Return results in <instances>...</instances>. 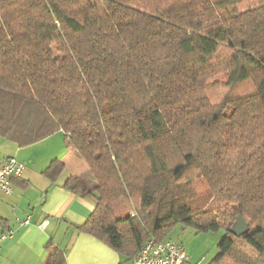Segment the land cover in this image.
<instances>
[{
    "label": "trees",
    "instance_id": "1",
    "mask_svg": "<svg viewBox=\"0 0 264 264\" xmlns=\"http://www.w3.org/2000/svg\"><path fill=\"white\" fill-rule=\"evenodd\" d=\"M60 132L89 171L64 186L95 204L80 232L132 259L224 231L211 264H264V0H0V138Z\"/></svg>",
    "mask_w": 264,
    "mask_h": 264
},
{
    "label": "crops",
    "instance_id": "2",
    "mask_svg": "<svg viewBox=\"0 0 264 264\" xmlns=\"http://www.w3.org/2000/svg\"><path fill=\"white\" fill-rule=\"evenodd\" d=\"M59 136L64 143H47ZM0 139V164L14 157L26 166L22 178L13 182L12 194H0L2 231L13 232L0 242V264H46L49 248L63 253L66 264H132V259L78 230L96 208L90 199L64 187L71 177L89 172L87 163L67 146L64 133L25 148ZM55 160L64 170L52 181L44 172Z\"/></svg>",
    "mask_w": 264,
    "mask_h": 264
},
{
    "label": "built area",
    "instance_id": "3",
    "mask_svg": "<svg viewBox=\"0 0 264 264\" xmlns=\"http://www.w3.org/2000/svg\"><path fill=\"white\" fill-rule=\"evenodd\" d=\"M25 170V164L14 157L7 158L0 164V194H12L13 182L20 180ZM25 223L28 224V221ZM12 236V231L4 233L0 225V242ZM189 260L182 244L173 240L158 241L156 238H151L132 258V264H185Z\"/></svg>",
    "mask_w": 264,
    "mask_h": 264
},
{
    "label": "rangeland",
    "instance_id": "4",
    "mask_svg": "<svg viewBox=\"0 0 264 264\" xmlns=\"http://www.w3.org/2000/svg\"><path fill=\"white\" fill-rule=\"evenodd\" d=\"M0 141L2 140L0 139ZM47 143L64 142L62 136H59ZM224 235V231L218 233L198 234L191 228L178 225L173 232L170 233L168 238L169 240H173L184 246L188 257L193 264H211L218 255V245Z\"/></svg>",
    "mask_w": 264,
    "mask_h": 264
},
{
    "label": "water",
    "instance_id": "5",
    "mask_svg": "<svg viewBox=\"0 0 264 264\" xmlns=\"http://www.w3.org/2000/svg\"><path fill=\"white\" fill-rule=\"evenodd\" d=\"M248 230V225L246 224L242 216H239L237 219V223L231 230V233L236 237H242L248 233Z\"/></svg>",
    "mask_w": 264,
    "mask_h": 264
}]
</instances>
